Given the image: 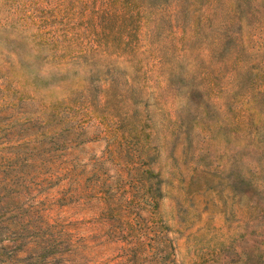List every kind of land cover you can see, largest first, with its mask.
<instances>
[{"label": "rangeland", "instance_id": "1", "mask_svg": "<svg viewBox=\"0 0 264 264\" xmlns=\"http://www.w3.org/2000/svg\"><path fill=\"white\" fill-rule=\"evenodd\" d=\"M0 264H264V0H0Z\"/></svg>", "mask_w": 264, "mask_h": 264}]
</instances>
